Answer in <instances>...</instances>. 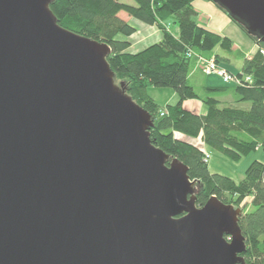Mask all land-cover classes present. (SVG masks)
<instances>
[{
    "label": "water",
    "instance_id": "obj_1",
    "mask_svg": "<svg viewBox=\"0 0 264 264\" xmlns=\"http://www.w3.org/2000/svg\"><path fill=\"white\" fill-rule=\"evenodd\" d=\"M54 0H0V264H245L241 209L201 207L107 43ZM264 44V0H210Z\"/></svg>",
    "mask_w": 264,
    "mask_h": 264
},
{
    "label": "trees",
    "instance_id": "obj_2",
    "mask_svg": "<svg viewBox=\"0 0 264 264\" xmlns=\"http://www.w3.org/2000/svg\"><path fill=\"white\" fill-rule=\"evenodd\" d=\"M193 1L133 0L134 5L122 0H54L49 8L61 27L107 43L112 49L106 59L115 81L123 82L125 91L151 115V143L185 164L190 179L200 183L196 207L203 206L212 195L236 208L240 199L251 197L250 207L241 210L238 221L246 243L242 256L245 264H264V163L253 160L236 182L210 172L203 149L183 139L200 137L206 146L234 162L258 147L264 149V44L246 32L258 46L246 57L233 48L230 38L196 22ZM121 14L156 26L163 38L130 52V41L116 36L131 35L135 26ZM168 21L176 24V35L167 29ZM188 52L213 58L217 65L238 56L242 65L235 75H250L252 80L237 85L196 86L190 77L196 58L188 57ZM152 86L172 89L178 101L172 105L158 103L148 94ZM195 99L204 105L206 113L184 108V101Z\"/></svg>",
    "mask_w": 264,
    "mask_h": 264
},
{
    "label": "rangeland",
    "instance_id": "obj_3",
    "mask_svg": "<svg viewBox=\"0 0 264 264\" xmlns=\"http://www.w3.org/2000/svg\"><path fill=\"white\" fill-rule=\"evenodd\" d=\"M122 1L125 3L127 2V3L134 4L133 0H122ZM195 2L196 3H194L193 9L197 12V16L195 18L197 23H199L201 26L206 27L207 29L211 30L212 32L214 31L216 33L221 34L222 36H227L228 38L231 39L233 46L235 48L237 47V48L241 49L244 53H247V52L253 53L256 51V48H258L256 43L252 41V39L249 37V35L246 32L242 31V29L239 27V25L237 23L233 22L229 18V15L227 14L226 11H224V10L222 11L212 1L196 0ZM207 5L213 6V10H215V12H218L217 14H223L225 19L228 21L227 22L228 24L227 23L224 24V22H222L221 19L218 18L217 14L215 15L213 12H211V10L209 8H207L208 7ZM205 6H207V7H205ZM196 8L197 9L199 8L200 12L197 11ZM121 16L126 17L128 15L121 14ZM131 21L142 23L138 19L137 20L132 19ZM171 23H172L171 21H168L165 23L167 25L166 27L169 31H171V29L174 28L173 27L174 24H171ZM142 25H144V27L150 26V25H146L144 23H142ZM145 34L146 33L143 29H142V31L138 30V32H137V30L135 28V32L132 33L131 35L127 36V37H124L121 34H118L116 37L119 39H123V38L128 39V37H129L132 41H134V40L138 41V43H137L138 46L132 47V48L135 47V49H138L139 46H142L141 45L142 43L139 42V39H141ZM141 49H143V47L138 49L135 52H138ZM262 52L264 53V51H262ZM232 61H233L234 65L228 66V68H230L231 71L227 68L225 69L224 67H222L219 64L218 65H219V67L224 68L228 72H230V73L233 72L232 74H235L237 72V67L239 66L238 64L240 62V58L233 55ZM194 66L195 67H193V68H196L200 73H202L200 68L198 66H196V63L194 64ZM203 75L208 76L206 74H203ZM208 77H209V79H208L207 83L209 85L210 84L211 85H216V84L221 85L223 83L221 78L216 76V75L215 76L210 75ZM228 84L234 85V82L232 81ZM147 90H148V94L150 96L154 97L156 99V101H158L162 105L165 104V102H166V101L164 102V100H168V98L173 97L172 95L175 94V92L172 89L165 88V87L159 88V87H153L152 86L151 88H149ZM174 98H176V100L174 99L172 101V104L175 103L176 101H178L177 96H175ZM195 100H196V102H199L197 99H195ZM240 106L245 108V107H247V104H240ZM184 108H186V107H184ZM189 108H191V110H194L193 112H195V106L189 107ZM183 139L185 141L187 140L189 142H192L193 144L198 145L203 149L204 153H206V156H207V163L209 165L210 172L217 173V174L221 173V174H223L229 178H232L236 182L242 178V176L244 174V170L252 163L253 160H257V161L264 163V149H262L260 147L256 148V150H254V151H251V153H249L248 155L243 156L240 161L234 162V161L229 160L226 157H224L221 153L216 152L211 147L206 146L203 142H201L200 137L190 138V137L186 136V137H183ZM251 202H252L251 197H243L242 199H240L237 202V205L239 206V208L243 212V210H246L250 207Z\"/></svg>",
    "mask_w": 264,
    "mask_h": 264
},
{
    "label": "crops",
    "instance_id": "obj_4",
    "mask_svg": "<svg viewBox=\"0 0 264 264\" xmlns=\"http://www.w3.org/2000/svg\"><path fill=\"white\" fill-rule=\"evenodd\" d=\"M196 0H194L193 1V5H194V3H196L195 2ZM199 3V2H198ZM212 4V3H211ZM213 5V4H212ZM208 6V5H207ZM207 6H205V7H207ZM207 8H209L210 10H211V12H213L215 15L218 13V12H215V10H213V6H208ZM196 10L197 11H199L200 12V10H199V8L197 9L196 8ZM218 15V18L219 19H221V21L222 22H224V24H226L228 21L225 19V17H224V15L223 14H217ZM125 20H127L130 24H132L133 26H135V28H136V30H137V32H138V30L139 31H142V29L145 31V35L141 38V39H139V42H141L142 44V46H139L138 47V49H140V48H142L143 47V49L144 48H146L147 46H149L150 44H153V43H157V42H159L160 40H161V38L163 37V35L161 34V31L156 27V26H154V25H150V26H148V27H144V25H142V23H138V22H133V21H131L132 20V18H130L129 16H126V17H123ZM171 24H173V23H171ZM228 24V23H227ZM174 28H172L171 29V31L174 33V35H176L177 34V26L174 24V26H173ZM171 28V27H170ZM211 29V28H210ZM214 30V29H213ZM128 39H129V41H130V45H129V47H128V50L130 51V52H135V51H137L138 49H135V47L134 48H132L133 46H138L137 45V43H138V41H132L129 37H128ZM256 46V45H255ZM233 48L234 49H239V48H235L234 46H233ZM240 50V52H242L243 54H245V56L247 57V56H251L252 54H254V52L253 53H249V52H247V53H244L241 49H239ZM251 50V49H250ZM256 50H257V48H256ZM238 57V56H237ZM239 58V57H238ZM232 61V57L228 60V62L227 61H225V63H219V65H221L222 67H224L225 69L227 68V69H229L230 70V68H228V66L229 65H234L233 64V61ZM241 59H240V62H239V66L237 67V71H239L240 70V68H241ZM231 71V70H230ZM237 73V72H236ZM208 76H210V75H208ZM208 76H205V78L204 77H202L201 76V73L196 69V68H193L191 71H190V77H191V79H192V81H193V83L196 85V86H199L201 83H204V84H206V85H208V86H216V85H219V84H216V85H209L207 82H208V79H209V77ZM221 85H224L223 83L221 84ZM173 97H170V98H168V100H164V102H165V104H171L172 105V101L175 99L176 100V98H174L175 96H177L176 94H174V95H172ZM154 98V97H153ZM154 100L156 101V99L154 98ZM158 102V101H157ZM159 103V102H158ZM195 106V112H197V113H200V114H204V113H206V110L207 109H205V107H204V105L199 101V102H196V100L194 101V100H186V101H184V104H183V106L184 107H186L188 110H191V108H189V107H193V106ZM191 111H194V110H191Z\"/></svg>",
    "mask_w": 264,
    "mask_h": 264
},
{
    "label": "built area",
    "instance_id": "obj_5",
    "mask_svg": "<svg viewBox=\"0 0 264 264\" xmlns=\"http://www.w3.org/2000/svg\"><path fill=\"white\" fill-rule=\"evenodd\" d=\"M186 55L188 57H191V55L195 56L196 66L200 68L203 74L214 76L216 75L221 78L224 84H228L233 81L234 85H237L242 84L243 82H250L252 80V77L250 75H248L247 77H242L240 75L232 74L224 68L219 67V65L214 62L213 58L208 59L203 56L194 55L191 52H188ZM205 160L207 161V156Z\"/></svg>",
    "mask_w": 264,
    "mask_h": 264
},
{
    "label": "bare ground",
    "instance_id": "obj_6",
    "mask_svg": "<svg viewBox=\"0 0 264 264\" xmlns=\"http://www.w3.org/2000/svg\"><path fill=\"white\" fill-rule=\"evenodd\" d=\"M197 56H199V55H197Z\"/></svg>",
    "mask_w": 264,
    "mask_h": 264
}]
</instances>
